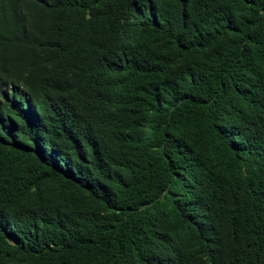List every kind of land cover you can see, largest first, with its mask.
Wrapping results in <instances>:
<instances>
[{"label": "trees", "instance_id": "obj_1", "mask_svg": "<svg viewBox=\"0 0 264 264\" xmlns=\"http://www.w3.org/2000/svg\"><path fill=\"white\" fill-rule=\"evenodd\" d=\"M0 264H264V0H0Z\"/></svg>", "mask_w": 264, "mask_h": 264}]
</instances>
